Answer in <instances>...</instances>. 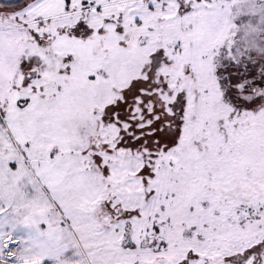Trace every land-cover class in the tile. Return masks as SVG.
Masks as SVG:
<instances>
[{
  "label": "snow or ice",
  "instance_id": "1",
  "mask_svg": "<svg viewBox=\"0 0 264 264\" xmlns=\"http://www.w3.org/2000/svg\"><path fill=\"white\" fill-rule=\"evenodd\" d=\"M0 264H264V0H0Z\"/></svg>",
  "mask_w": 264,
  "mask_h": 264
}]
</instances>
